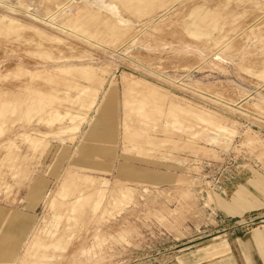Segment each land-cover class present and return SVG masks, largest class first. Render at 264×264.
Wrapping results in <instances>:
<instances>
[{
    "label": "rangeland",
    "instance_id": "obj_1",
    "mask_svg": "<svg viewBox=\"0 0 264 264\" xmlns=\"http://www.w3.org/2000/svg\"><path fill=\"white\" fill-rule=\"evenodd\" d=\"M252 174L264 0H0V264H252Z\"/></svg>",
    "mask_w": 264,
    "mask_h": 264
},
{
    "label": "crops",
    "instance_id": "obj_2",
    "mask_svg": "<svg viewBox=\"0 0 264 264\" xmlns=\"http://www.w3.org/2000/svg\"><path fill=\"white\" fill-rule=\"evenodd\" d=\"M252 199L245 201L244 208L258 205L260 210L264 209V176L252 174L246 182ZM257 207V208H258ZM248 246L254 249L255 262L252 264H264V228L256 229L255 233L248 238Z\"/></svg>",
    "mask_w": 264,
    "mask_h": 264
},
{
    "label": "bare ground",
    "instance_id": "obj_3",
    "mask_svg": "<svg viewBox=\"0 0 264 264\" xmlns=\"http://www.w3.org/2000/svg\"><path fill=\"white\" fill-rule=\"evenodd\" d=\"M109 99H110V98H109ZM108 103H109V102H108ZM108 105L110 106V103H109ZM111 106H112V105H111ZM111 108H112V107H111ZM111 108H110V109H111ZM112 109H113V108H112ZM112 109H111V111H112ZM108 110H109V109H108ZM104 111H105V110H104ZM107 112H108V111H107ZM113 112H114V111H113ZM103 113H104V112H103ZM103 113H102V117H103V115H104ZM105 113H106V112H105ZM109 113H110V112H109ZM111 114H112V112H111ZM111 114H109V115L111 116ZM105 115H107V114H105ZM105 115H104V116H105ZM113 117H114V116H113ZM61 118H62V117H61ZM105 118H106V117H105ZM108 118H110V117H108ZM108 118H107V119H108ZM75 119H76V118H75ZM100 119H101V118H100ZM101 121H102V119H101ZM103 121H104L105 124L108 122V121L105 122L106 119H104ZM110 123H111V122H110ZM110 123H109V124H110ZM107 124H108V123H107ZM108 126H109V125H108ZM108 126H106V127H108ZM110 126H111V125H110ZM112 127H113V126H111V128L109 127L108 130H109V129H112ZM105 129H106V128H105ZM105 129H104V131H105ZM106 131H107V130H106ZM109 131H111V130H109ZM110 134H111V133H110ZM100 137H101V136H100Z\"/></svg>",
    "mask_w": 264,
    "mask_h": 264
}]
</instances>
